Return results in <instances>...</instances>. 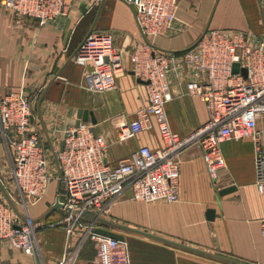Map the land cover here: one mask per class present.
Here are the masks:
<instances>
[{
	"label": "crops",
	"instance_id": "1",
	"mask_svg": "<svg viewBox=\"0 0 264 264\" xmlns=\"http://www.w3.org/2000/svg\"><path fill=\"white\" fill-rule=\"evenodd\" d=\"M64 4L63 15L42 25L36 18L15 16L0 5V98L19 89L28 96L30 130L38 133L48 167L55 174L53 151L59 149L65 131L75 126L78 109L93 112L96 124L88 123L95 134L103 136L111 164L141 145L162 146L155 127L117 140L118 124L133 120L147 103L144 84L131 69L129 54L135 44L172 55L179 63L182 52L205 30H241L264 37V9L257 0H177L171 30L165 36L147 38L136 25L135 4L123 0H64ZM91 30L110 32L121 53L123 70L114 88L106 92L87 90L84 73L90 66L73 62L77 46ZM184 72L167 73L170 98L164 105L171 129L181 137L205 124L208 117L205 105L187 93L185 82L192 72L186 67ZM221 151L225 167L213 180L206 172L201 148L191 144L182 149L176 202L145 203L126 192L119 195L100 227L124 236L129 264H264V193L256 184L255 144L246 139L227 140L221 143ZM9 170L10 158L0 137V178L4 182ZM230 186L235 190L218 194ZM57 187L58 181L51 179L43 194L27 203L36 224L40 255H25L2 241L0 264H57L65 235L59 227H48L65 215L60 208L50 211ZM208 209L215 212L213 220L206 217ZM73 264H97V260L78 252Z\"/></svg>",
	"mask_w": 264,
	"mask_h": 264
},
{
	"label": "built area",
	"instance_id": "2",
	"mask_svg": "<svg viewBox=\"0 0 264 264\" xmlns=\"http://www.w3.org/2000/svg\"><path fill=\"white\" fill-rule=\"evenodd\" d=\"M123 1L136 5L135 22L144 38L165 36L171 30L177 0ZM257 1L264 9V0ZM0 5L15 16L36 18L41 25L65 13L64 0H0ZM174 58L139 44L129 54L134 76L144 82L147 103L133 120L118 124L117 140L155 127L162 146L141 145L116 164L108 160L103 136L93 134L91 125L80 121L65 131L62 150L53 151V173L38 133L30 130L28 96L22 89L4 93L0 98V137L10 158V170L5 183L8 191L0 181L7 195L0 188V242L6 241L28 256L40 253L27 202L39 198L54 178L58 181L56 200L65 212L60 221L48 225L61 228L65 235L57 264H73L85 238L96 244L97 264H129L123 242L96 234L93 229L100 227V217L124 192L145 203L176 202L178 156L191 144L201 148L206 172L215 180L217 171L225 167L221 143L242 139L254 142L256 184L264 193V37L241 30L209 29L182 52L179 63ZM73 62L90 66L84 73V87L98 93L113 89L123 70L120 50L110 32H88L77 46ZM235 63L238 72L233 71ZM185 67L192 72L187 74L186 91L205 105L208 117L205 124L181 137L171 129L164 105L170 98L167 73L183 75ZM13 198L22 202L21 210ZM73 236L76 240L72 242ZM261 238L264 245V218Z\"/></svg>",
	"mask_w": 264,
	"mask_h": 264
},
{
	"label": "water",
	"instance_id": "3",
	"mask_svg": "<svg viewBox=\"0 0 264 264\" xmlns=\"http://www.w3.org/2000/svg\"><path fill=\"white\" fill-rule=\"evenodd\" d=\"M233 71L234 72H238L239 71V65L237 63L234 64L233 66ZM242 74L244 76L247 75L246 73V70L245 69H242ZM133 73V72H132ZM139 82L141 83H144L141 79H138ZM80 121H83V122H88L90 121V123L92 125H95L96 124V119L94 117V114L92 111H89V110H85V109H78L77 112H76V124L75 126H77L79 124ZM91 131L93 132V134H95V131L93 128H91ZM63 144H64V141L62 140L60 142V147L59 149L62 150L63 148ZM0 188L2 190V192L6 195L5 193V190L0 182ZM235 190V187L234 186H230V187H225V188H222L218 191V194L219 195H224V194H227V193H230L232 191ZM62 207V205L55 199V202L54 204L51 206L50 208V211L53 210V209H56V208H60ZM214 210L213 209H208L207 212H206V217L208 220H213L214 218ZM104 222V220H103ZM120 228H124L123 226H119ZM136 231V230H134ZM93 232L96 233V234H99V235H102V236H105V237H110V238H113V239H116L120 242H123L124 241V236L122 234H120L119 232H116L114 230H110V229H105V228H101V227H97V228H94L93 229ZM142 234L148 236V237H151V238H154V239H157V240H162V241H166V242H169V243H172V244H175L177 246H180V247H183V248H186V249H189L191 251H195V252H199V250L193 248V247H190V246H186V245H183V244H179L177 242H173V241H170V240H166L164 238H161L159 236H155L153 234H148V233H144V232H141Z\"/></svg>",
	"mask_w": 264,
	"mask_h": 264
},
{
	"label": "rangeland",
	"instance_id": "4",
	"mask_svg": "<svg viewBox=\"0 0 264 264\" xmlns=\"http://www.w3.org/2000/svg\"><path fill=\"white\" fill-rule=\"evenodd\" d=\"M2 178V177H1ZM0 178V179H1ZM1 182H2V184L5 186V188H6V190H7V187H6V185H5V183H6V180H5V182H4V180H2L1 179ZM8 191V190H7ZM117 200V199H116ZM116 200L114 201V202H116ZM13 201H14V203H15V205L19 208V210H21L22 208H21V204H22V202L19 200V199H14L13 198ZM114 202L112 203V205L114 204ZM28 203V202H27ZM28 206V205H27ZM110 210H111V208L109 209V211H108V213L104 216H101L100 218L101 219H106V217H107V215L108 214H110L109 212H110ZM86 219L87 220H89L90 219V217H86ZM81 242V241H80ZM79 242V243H80ZM78 252H79V256H82V257H86V258H95L96 260H97V258H98V256H97V249H96V244L93 242V241H91L89 238H85L82 242H81V244L79 245V250H78ZM38 255H40V253L38 254ZM42 256V255H41Z\"/></svg>",
	"mask_w": 264,
	"mask_h": 264
},
{
	"label": "trees",
	"instance_id": "5",
	"mask_svg": "<svg viewBox=\"0 0 264 264\" xmlns=\"http://www.w3.org/2000/svg\"><path fill=\"white\" fill-rule=\"evenodd\" d=\"M101 224H103V222L101 221Z\"/></svg>",
	"mask_w": 264,
	"mask_h": 264
}]
</instances>
